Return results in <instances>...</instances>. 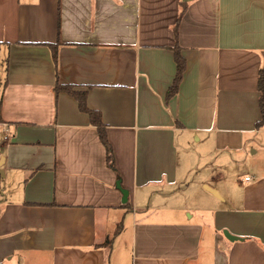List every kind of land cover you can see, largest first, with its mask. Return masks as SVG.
<instances>
[{"label": "crops", "instance_id": "1", "mask_svg": "<svg viewBox=\"0 0 264 264\" xmlns=\"http://www.w3.org/2000/svg\"><path fill=\"white\" fill-rule=\"evenodd\" d=\"M262 69L264 0H0V264H264Z\"/></svg>", "mask_w": 264, "mask_h": 264}, {"label": "trees", "instance_id": "2", "mask_svg": "<svg viewBox=\"0 0 264 264\" xmlns=\"http://www.w3.org/2000/svg\"><path fill=\"white\" fill-rule=\"evenodd\" d=\"M176 32V29H175ZM59 46V43L55 45H46V47L50 50L51 53V58L57 73V48ZM173 56H174V62L176 65V73L175 77L173 79V83L168 89L166 93L165 100L168 101L171 99L173 96H175L178 92V87L179 84L182 81V76L185 71V60L184 58L180 55V49L178 47H175L173 50ZM57 78V75H56ZM257 91L259 93V111H260V119L256 123V128H260L264 124V69L260 70L258 73V78H257ZM55 92H65L72 98H74L77 103L79 110L82 113H85L88 115L90 124L96 128L99 140L101 144L104 146L105 151H106V158H107V164L109 167L115 171L114 163H113V157H112V151L111 147L107 141L106 134L104 131V125L101 123L100 115L98 112L90 110L86 106V94L85 93H79L73 91V88L70 86H64V85H59L58 80L56 81L55 85ZM119 180V178H118Z\"/></svg>", "mask_w": 264, "mask_h": 264}, {"label": "rangeland", "instance_id": "3", "mask_svg": "<svg viewBox=\"0 0 264 264\" xmlns=\"http://www.w3.org/2000/svg\"><path fill=\"white\" fill-rule=\"evenodd\" d=\"M230 153H234V152L230 151ZM207 154L211 155L213 153H211V151L208 150ZM247 156H248L247 160L251 159L250 154H248ZM255 158H259V156H256ZM205 164H207V163H204V162L201 163V169L206 168L208 170V166ZM247 164L248 165H244V164L243 165L238 164L235 166L227 165L224 167V169H226L227 174H235L239 177H243L245 174H250L249 169H250V167L253 166V163L251 160ZM214 166H216V165H214ZM208 174L210 175V173H208ZM211 175H212V173H211ZM212 177L215 178L214 180H216V178H218L217 175H215V174H213ZM196 179H197L196 171L190 170L187 174V180L184 182L182 189H184V186H188L189 188L187 190H182L180 193L181 196H180L179 200H180L181 204H191L193 202V199L196 195V192L199 191V188H200L199 185L195 186V185H197V183L195 181ZM216 186L218 188L220 187L219 185H216Z\"/></svg>", "mask_w": 264, "mask_h": 264}, {"label": "water", "instance_id": "4", "mask_svg": "<svg viewBox=\"0 0 264 264\" xmlns=\"http://www.w3.org/2000/svg\"><path fill=\"white\" fill-rule=\"evenodd\" d=\"M117 188L119 189V191L122 194V203L125 204L127 202V196L128 193L127 191H125L124 189L121 188L119 181L116 184ZM224 236L228 239V240H233L234 237H231L227 232L224 231Z\"/></svg>", "mask_w": 264, "mask_h": 264}, {"label": "built area", "instance_id": "5", "mask_svg": "<svg viewBox=\"0 0 264 264\" xmlns=\"http://www.w3.org/2000/svg\"><path fill=\"white\" fill-rule=\"evenodd\" d=\"M3 133L5 134L4 135V140H8V137H7V135H8V129L6 127H3ZM245 181H251V178L250 177H247V178H245Z\"/></svg>", "mask_w": 264, "mask_h": 264}]
</instances>
